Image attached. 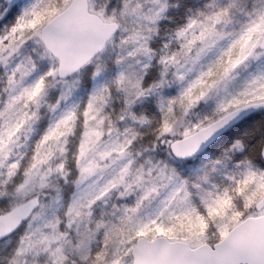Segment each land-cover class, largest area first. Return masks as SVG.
<instances>
[{"label":"snow or ice","instance_id":"6c2138e0","mask_svg":"<svg viewBox=\"0 0 264 264\" xmlns=\"http://www.w3.org/2000/svg\"><path fill=\"white\" fill-rule=\"evenodd\" d=\"M0 264H264V0H0Z\"/></svg>","mask_w":264,"mask_h":264}]
</instances>
